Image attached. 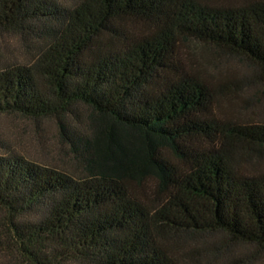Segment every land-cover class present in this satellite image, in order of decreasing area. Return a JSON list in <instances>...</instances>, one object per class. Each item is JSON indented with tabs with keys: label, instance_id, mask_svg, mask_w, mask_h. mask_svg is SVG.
I'll use <instances>...</instances> for the list:
<instances>
[{
	"label": "trees",
	"instance_id": "trees-1",
	"mask_svg": "<svg viewBox=\"0 0 264 264\" xmlns=\"http://www.w3.org/2000/svg\"><path fill=\"white\" fill-rule=\"evenodd\" d=\"M218 1L0 0V35L39 50L0 69V117L56 121L79 168L0 155L7 264H188L185 239L218 235L195 264L264 253V175L242 170L264 124L218 117L182 54L202 43L264 78V0Z\"/></svg>",
	"mask_w": 264,
	"mask_h": 264
},
{
	"label": "rangeland",
	"instance_id": "rangeland-1",
	"mask_svg": "<svg viewBox=\"0 0 264 264\" xmlns=\"http://www.w3.org/2000/svg\"><path fill=\"white\" fill-rule=\"evenodd\" d=\"M226 1L228 0L218 2ZM38 51L33 42L11 34L0 35V69L13 64L31 66ZM182 54L186 65L197 68L214 86L217 95L215 112L218 117L242 124H264V78L259 75L256 77V72L248 62L239 56L194 41L183 43ZM80 115L83 117L85 111L81 110ZM9 153L64 172L73 173L79 169L54 120L36 122L16 114L1 116L0 155ZM242 170L252 175H264V156L245 162ZM212 240H215L217 246H221L220 249L224 250L226 247V242L220 235L209 236L207 239L209 243ZM208 242L185 239L186 262L195 264L200 258L198 255L206 254ZM190 250L197 252L190 255ZM253 259H256L254 264H264V253L259 254L252 247L237 246L231 249L228 257L217 263L215 261V264H245ZM0 264H7L2 252Z\"/></svg>",
	"mask_w": 264,
	"mask_h": 264
}]
</instances>
